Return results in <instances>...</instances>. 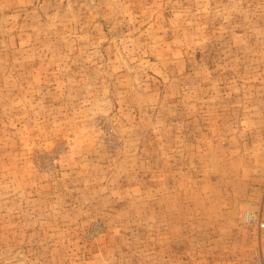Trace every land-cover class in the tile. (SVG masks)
<instances>
[{"label":"rangeland","instance_id":"374dc122","mask_svg":"<svg viewBox=\"0 0 264 264\" xmlns=\"http://www.w3.org/2000/svg\"><path fill=\"white\" fill-rule=\"evenodd\" d=\"M257 257L264 0H0V264Z\"/></svg>","mask_w":264,"mask_h":264},{"label":"built area","instance_id":"2783aa9c","mask_svg":"<svg viewBox=\"0 0 264 264\" xmlns=\"http://www.w3.org/2000/svg\"><path fill=\"white\" fill-rule=\"evenodd\" d=\"M260 226H262V223H259ZM254 264H264V260L261 257H257L254 261Z\"/></svg>","mask_w":264,"mask_h":264}]
</instances>
